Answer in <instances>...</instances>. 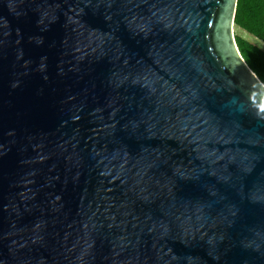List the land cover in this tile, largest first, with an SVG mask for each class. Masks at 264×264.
I'll return each mask as SVG.
<instances>
[{
	"label": "water",
	"instance_id": "water-1",
	"mask_svg": "<svg viewBox=\"0 0 264 264\" xmlns=\"http://www.w3.org/2000/svg\"><path fill=\"white\" fill-rule=\"evenodd\" d=\"M234 6L0 0V264H264Z\"/></svg>",
	"mask_w": 264,
	"mask_h": 264
},
{
	"label": "trees",
	"instance_id": "trees-1",
	"mask_svg": "<svg viewBox=\"0 0 264 264\" xmlns=\"http://www.w3.org/2000/svg\"><path fill=\"white\" fill-rule=\"evenodd\" d=\"M232 22L264 45V0H235ZM233 40L244 64L264 85V51L237 36Z\"/></svg>",
	"mask_w": 264,
	"mask_h": 264
},
{
	"label": "rangeland",
	"instance_id": "rangeland-1",
	"mask_svg": "<svg viewBox=\"0 0 264 264\" xmlns=\"http://www.w3.org/2000/svg\"><path fill=\"white\" fill-rule=\"evenodd\" d=\"M232 35L237 36V37L249 42L250 44L255 45L256 47H258L262 51H264V45L262 43H260L259 41H257L256 39H254L253 37H251L250 35H248L244 31L238 29L234 25L232 26Z\"/></svg>",
	"mask_w": 264,
	"mask_h": 264
}]
</instances>
